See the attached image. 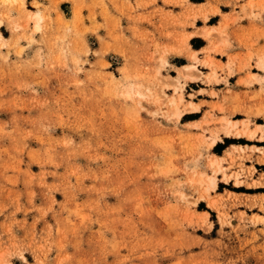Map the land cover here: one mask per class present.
Wrapping results in <instances>:
<instances>
[{
    "label": "rangeland",
    "instance_id": "obj_1",
    "mask_svg": "<svg viewBox=\"0 0 264 264\" xmlns=\"http://www.w3.org/2000/svg\"><path fill=\"white\" fill-rule=\"evenodd\" d=\"M162 4L0 0V264H264V0Z\"/></svg>",
    "mask_w": 264,
    "mask_h": 264
},
{
    "label": "crops",
    "instance_id": "obj_2",
    "mask_svg": "<svg viewBox=\"0 0 264 264\" xmlns=\"http://www.w3.org/2000/svg\"><path fill=\"white\" fill-rule=\"evenodd\" d=\"M32 1H34V0H27V3H30L31 4V2ZM39 2H44V3H46L47 2V0H38ZM190 2H191V4H196V5H198V4H202V3H206V0L204 1V0H202V1H194V0H189ZM157 2H158V4H159V6L160 7H162L163 6V4H162V0H157ZM62 3H65V2H62ZM179 7H177V6H167V5H164V9L165 10H170V11H172L173 13H179L180 12V10L178 9ZM221 8V10L223 11V9H222V7H220ZM224 12H228V11H224ZM216 15V14H215ZM217 16H219V20L217 21V23H214V24H218L219 22H220V19H221V16H220V14L218 13L217 14ZM213 24V25H214ZM186 31L187 32H189V33H193L195 30L194 29H191V28H188V29H186ZM194 36V35H193ZM192 36V37H193ZM191 37V38H192ZM202 40L205 42V43H203V44H201L200 45V47L199 48H196L195 50H197V52H198V55L202 58V57H204V55H203V49H204V47H206V46H208V42H207V40L206 39H204V38H202ZM217 54V56H220V53H216ZM221 56H223L224 58H225V55H221ZM217 58H219V57H217ZM255 66V65H254ZM257 72H261L259 69L258 70H256ZM262 73V72H261ZM246 72L245 73H239V74H234V75H232L230 78H229V81H230V84H232V92H234L236 95H238L239 96V98L240 99H246V100H243V103L245 104V103H247L248 101H247V97L250 95V94H254V93H256V91L259 89V85L257 84V83H253L252 85H250V86H247L246 84H240L239 83V80L241 79V78H243V77H245L246 76ZM219 86H222L221 84H219ZM221 88H223V89H221ZM219 87L218 88V90H220V91H225L226 90V88L225 87ZM221 92V93H222ZM224 93V92H223ZM222 93V94H223ZM246 93H248L249 95H245ZM231 92H230V95H228V94H224L223 96H226V97H228V99L229 100H227L226 101V104H227V106H233L234 104V102H235V105L237 104L236 103V100H233L232 98H231ZM233 101V102H232ZM238 113H241V112H238Z\"/></svg>",
    "mask_w": 264,
    "mask_h": 264
},
{
    "label": "bare ground",
    "instance_id": "obj_3",
    "mask_svg": "<svg viewBox=\"0 0 264 264\" xmlns=\"http://www.w3.org/2000/svg\"><path fill=\"white\" fill-rule=\"evenodd\" d=\"M195 67H196L195 65H189V66H186L185 68H186L187 72L190 74L191 71H192ZM230 124H231V122H229L227 125H230Z\"/></svg>",
    "mask_w": 264,
    "mask_h": 264
}]
</instances>
